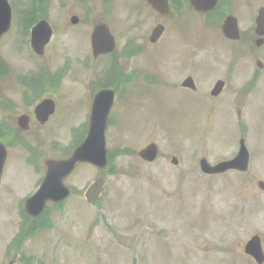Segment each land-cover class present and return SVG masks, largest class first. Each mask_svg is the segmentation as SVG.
Returning a JSON list of instances; mask_svg holds the SVG:
<instances>
[{"label": "rangeland", "instance_id": "obj_1", "mask_svg": "<svg viewBox=\"0 0 264 264\" xmlns=\"http://www.w3.org/2000/svg\"><path fill=\"white\" fill-rule=\"evenodd\" d=\"M56 1V7H73V2ZM246 1L239 3L246 8ZM250 1L253 13L242 9L241 29L254 26L257 8L264 4V0ZM93 5L105 6L102 0ZM112 6L119 9L113 16L122 19L121 26H130L117 30L119 50L129 39L137 45H151L149 37L158 23L165 25V31L150 52L136 55V77L116 97L108 136L109 165L105 169L79 165L66 181L71 196L31 221L25 220L19 203L35 191L45 169L37 178L25 160L12 159L0 189V264H264L245 252L254 235L261 236L264 248V189L258 184L264 181L263 81L250 86L245 95L238 93V84H246L243 72L258 70L257 49L231 51L229 43L217 35V24L210 26L208 16L189 7L181 17L175 9L161 17L141 0H113ZM73 14L57 10L54 15L62 19L61 26ZM128 18L132 19L129 23ZM60 26L44 57L32 58L29 53V60L28 45L18 55L17 46L4 40L0 41L1 55H9L15 70L21 66L27 72L33 66L35 71L50 67L56 71L70 57V72L80 77L81 52L88 47L81 40L77 41L80 46L66 45L75 32ZM16 30L13 27L4 39L15 42ZM192 53H196L198 93L173 87L176 80L180 87V79L190 70L175 67L172 61L177 56L188 61ZM128 63L121 60L127 70ZM230 72H235L233 89L212 95L215 82ZM148 74L159 80H146ZM75 81L71 82L80 80ZM62 102L61 109L86 111L92 99L89 103L82 92L67 89ZM242 138L251 151L247 171L202 172V158L212 165L231 159ZM64 140L63 146L72 144V139ZM150 143L160 148L153 162L138 154ZM45 145V157L52 156L49 144ZM11 170L14 177L10 180ZM99 178L106 180L104 194L97 203H88L85 192ZM20 232L23 237L14 240Z\"/></svg>", "mask_w": 264, "mask_h": 264}, {"label": "flooded vegetation", "instance_id": "obj_2", "mask_svg": "<svg viewBox=\"0 0 264 264\" xmlns=\"http://www.w3.org/2000/svg\"><path fill=\"white\" fill-rule=\"evenodd\" d=\"M95 1L96 0H63L64 4L73 2V7H56V0H10L12 8L11 28L0 41L4 40V43H9V45L14 43L18 48V55L25 52L26 45H28L27 58L29 60H31L30 57H44L46 55L47 48L52 45L54 40L53 37L62 21L61 18L54 15L57 13V10L60 14H64V12L66 14L74 13L71 19H66L60 26V28L63 27V29L75 32L73 40L67 42L66 45L70 47L71 45L80 46L77 41L81 40V45L88 48L86 51L81 52L80 58L82 61H80V63H83V67L81 66L82 71L80 77L74 76L72 71L70 72L72 61L70 57L69 60L56 71L52 70L56 67L35 71L33 66V68L31 67L32 71L27 72L24 70L25 67L22 68L21 66H19L18 70H15L10 63L9 55L6 53L1 55L2 53L0 52V79L3 81L2 83H4L0 95V143L5 147L7 152L4 172H7V167L12 159H17L21 163L25 160L28 164L27 166L30 168L32 166L30 170L31 174L34 176L35 173L38 178L43 168L46 173V161L48 159H63L71 154L77 145H79L76 143H81L88 135L92 102L95 95L104 89H109L116 96L119 93H124L128 87H126V85H131L136 77L137 64L134 63L136 55L138 53L150 52L152 47L161 42V37L165 30L164 27L162 34L157 40L154 41L151 39L154 28L158 25H162L158 23L157 26L153 28L149 37V41L152 42L151 45L146 43L144 48L143 45H137L133 39H129L123 45L122 49L119 50L120 39L117 30H125L130 26H121L120 22H122V19L113 16V11H119L120 9L119 5H116L119 9L112 6L113 0H102V4L105 5L103 7H99V5L94 6L93 3ZM129 1L133 2V0ZM141 2L146 3L143 0H141ZM170 2V13L175 9L177 16L181 17L185 15L184 13L188 7L192 8L193 11L199 15L208 16L209 22H211L210 26L217 24V26L214 27V29L216 28L217 35L220 39H224L229 43L231 51L246 52L249 49L255 52L257 49L255 61L258 70L249 73L243 72L242 75H246L244 76L245 78L243 77L246 80V84L241 86L243 83L239 81L240 83L238 85H240V88L238 93L243 95L247 94L250 86L252 88L261 81H263L262 87L264 88V17L260 26L257 25L259 13L261 11L264 13V4L257 8L254 26L249 29H241L242 18L240 14L243 12L242 9L246 11L247 8L249 11L246 13H253L252 7H250L252 6L250 0L245 2L246 5H249V7L246 8L240 5L239 0H217L216 6L205 13L196 12L194 8L190 6L189 0H170ZM99 10L102 13H100ZM229 16L236 17L238 21L237 29L239 34L236 40L228 39L223 31V24ZM42 20L49 22L52 28V38L49 44L46 45L44 54L38 55L32 46V30ZM130 20L132 19L128 18L127 22L129 23ZM232 25L235 24H229V26ZM99 26H108L114 36L115 47L111 52L107 51L97 54L95 51L93 35L94 31ZM13 27L17 28V38H15V42L7 38L4 39L12 31ZM218 27L220 28L219 31ZM112 28H115V30L112 31ZM230 35L235 36L234 32L233 34L230 33ZM109 39L110 34L107 32L105 35V42L108 43L107 41H109ZM98 43H103V36L98 39ZM230 43L233 45L231 46ZM101 49H105V46L103 45ZM195 54L196 53H192V55L188 57V61L183 60L182 56H177L176 59L172 61L176 63L175 67H178V64L180 68L184 69L183 67H188L190 70L184 78L180 79L181 86L179 87V84L178 86L176 85V83H178V80H176L173 87H178L183 91L191 93H198L200 81L196 73H194V69L197 65ZM23 59H25V57H23ZM122 59L129 62V70L125 69L121 64ZM234 73L230 72V75L225 79H218L214 84L211 94L213 95V93L220 92L219 95H221L225 90L227 91L228 88V90L233 89L232 87L235 85V83L232 82ZM242 75H239L238 78L240 79ZM77 78L80 81L78 83H72L73 81L76 82L75 79ZM146 78V80L151 81L159 80L155 76L149 74ZM235 82L238 83V81ZM77 84L79 87L76 86ZM64 88V92H66L67 89L82 92L87 98V101L89 100V103L92 99L91 106L89 104L86 111L76 109V111L72 112L71 109H61L62 106H65L62 102L64 98V92L62 94V91ZM72 92L73 91H71V93ZM56 94H58V97ZM45 99L53 100L55 106H47L44 109L37 110L38 105ZM230 106H232V104H230ZM112 109L108 117V124L112 121ZM49 110L52 112L50 115L48 113ZM65 129L66 133L64 131L63 135L62 133ZM64 138L72 139V144L69 146L64 144L63 146L62 144L66 141ZM45 143L49 144V154L52 155L50 157H45ZM73 143L76 144V146ZM52 151H55V154H51ZM13 177L14 173L11 170L10 180ZM28 181L30 182V179ZM31 183H33V179ZM27 197L29 198L30 195ZM27 197L24 199L23 204L26 203ZM23 204H21V202L19 203V205Z\"/></svg>", "mask_w": 264, "mask_h": 264}, {"label": "water", "instance_id": "obj_3", "mask_svg": "<svg viewBox=\"0 0 264 264\" xmlns=\"http://www.w3.org/2000/svg\"><path fill=\"white\" fill-rule=\"evenodd\" d=\"M153 8L160 11L163 15L169 12V0H147ZM217 0H191L192 5L198 11H205L216 5ZM9 7L8 0H0V36L7 31L9 27L8 20L5 19L10 13L6 7ZM230 17L226 20L224 25V32L229 36V33L237 34L238 29L236 19ZM230 23L235 25L229 26ZM45 24L42 22L36 28L38 31L34 33V46L37 51H42L43 46L48 42L50 32L45 29ZM236 26V27H235ZM163 30V26H159L154 30L152 39H157ZM110 32V31H109ZM110 34V33H109ZM106 31L100 27L94 35V46L96 49L101 48L103 51H109L113 48L114 40L110 35L108 43L105 42ZM103 36V43H98V39ZM235 36H232L234 38ZM113 103V94L110 91L104 90L97 94L92 112V122L87 139L74 151V153L67 159L50 160L48 161V172L43 185L38 192L29 199L27 203V210L33 216L37 217L45 209L47 201H61L65 199L70 191L64 184V179L70 175L75 167L82 162L92 163L100 168H105L108 164L107 158V143H106V127L107 118L110 108ZM39 108L50 106L48 101H44ZM158 147L155 143L150 144L139 155L147 160L154 161L158 155ZM5 156L0 152V182L4 166ZM249 164V152L244 140L241 142L240 153L230 161L219 163L216 166H211L206 159L201 161V167L204 172L214 174L225 172L230 169H247ZM105 186L103 179L97 180L86 193V198L89 202H95L99 199ZM260 186L264 188V182H260ZM246 252L253 255L255 259L262 263L264 262V251L261 244V238L254 236L246 245Z\"/></svg>", "mask_w": 264, "mask_h": 264}]
</instances>
